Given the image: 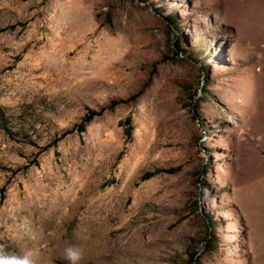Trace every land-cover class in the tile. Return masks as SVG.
I'll use <instances>...</instances> for the list:
<instances>
[{"label":"rangeland","instance_id":"rangeland-1","mask_svg":"<svg viewBox=\"0 0 264 264\" xmlns=\"http://www.w3.org/2000/svg\"><path fill=\"white\" fill-rule=\"evenodd\" d=\"M0 244L264 264V0H0Z\"/></svg>","mask_w":264,"mask_h":264},{"label":"clouds","instance_id":"clouds-1","mask_svg":"<svg viewBox=\"0 0 264 264\" xmlns=\"http://www.w3.org/2000/svg\"><path fill=\"white\" fill-rule=\"evenodd\" d=\"M17 229L21 238L30 241L37 239V232L27 217L17 223ZM64 259L67 264H81L84 260V251L79 246H68L64 249ZM0 264H38V259L35 251L31 248L23 249L20 252H10L4 244H0ZM48 264H51V261Z\"/></svg>","mask_w":264,"mask_h":264},{"label":"trees","instance_id":"trees-1","mask_svg":"<svg viewBox=\"0 0 264 264\" xmlns=\"http://www.w3.org/2000/svg\"><path fill=\"white\" fill-rule=\"evenodd\" d=\"M119 101L116 100H111L107 107L105 108H100L99 110H91V109H85V113L83 114L82 118L80 119L79 124L75 127V130L78 134H81L84 131L85 125L93 118L99 117L102 115V113L105 110H112L117 104H119ZM117 126L122 128L123 136L125 137L124 141L128 142L131 139V131H132V124H131V119L130 116L127 115L123 120L119 121L117 123ZM70 132V131H69ZM68 132L63 133L61 136H65ZM55 141V140H54ZM54 144V143H53ZM162 172H167L171 173L174 172L173 169H168V170H157L155 172H146L144 175L140 178V181L146 180L150 177H152L156 173H162Z\"/></svg>","mask_w":264,"mask_h":264}]
</instances>
